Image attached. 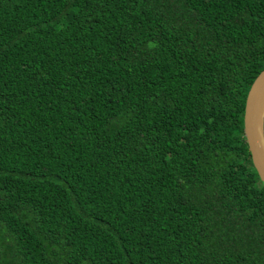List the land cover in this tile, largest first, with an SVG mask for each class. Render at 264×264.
<instances>
[{
    "label": "trees",
    "instance_id": "16d2710c",
    "mask_svg": "<svg viewBox=\"0 0 264 264\" xmlns=\"http://www.w3.org/2000/svg\"><path fill=\"white\" fill-rule=\"evenodd\" d=\"M263 67L264 0H0V264H264Z\"/></svg>",
    "mask_w": 264,
    "mask_h": 264
},
{
    "label": "water",
    "instance_id": "95a60500",
    "mask_svg": "<svg viewBox=\"0 0 264 264\" xmlns=\"http://www.w3.org/2000/svg\"><path fill=\"white\" fill-rule=\"evenodd\" d=\"M264 67L255 76L245 97L243 135L252 165L264 185Z\"/></svg>",
    "mask_w": 264,
    "mask_h": 264
}]
</instances>
